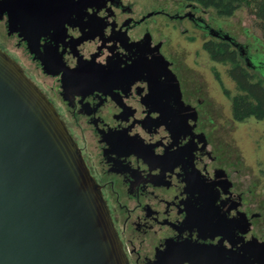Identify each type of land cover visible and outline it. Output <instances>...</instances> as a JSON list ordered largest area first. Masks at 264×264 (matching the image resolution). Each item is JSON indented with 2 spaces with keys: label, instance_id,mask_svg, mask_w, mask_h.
Listing matches in <instances>:
<instances>
[{
  "label": "flooded vegetation",
  "instance_id": "1",
  "mask_svg": "<svg viewBox=\"0 0 264 264\" xmlns=\"http://www.w3.org/2000/svg\"><path fill=\"white\" fill-rule=\"evenodd\" d=\"M139 1L0 0V50L67 127L129 264H264L252 183L217 153L181 54L193 28L201 48L224 33L194 2Z\"/></svg>",
  "mask_w": 264,
  "mask_h": 264
},
{
  "label": "water",
  "instance_id": "2",
  "mask_svg": "<svg viewBox=\"0 0 264 264\" xmlns=\"http://www.w3.org/2000/svg\"><path fill=\"white\" fill-rule=\"evenodd\" d=\"M0 264H129L79 147L1 50Z\"/></svg>",
  "mask_w": 264,
  "mask_h": 264
},
{
  "label": "rangeland",
  "instance_id": "3",
  "mask_svg": "<svg viewBox=\"0 0 264 264\" xmlns=\"http://www.w3.org/2000/svg\"><path fill=\"white\" fill-rule=\"evenodd\" d=\"M182 2L147 0L148 4H161L170 10ZM197 14L209 23L211 29L232 37L245 52L264 56V34L252 26L251 16L246 10L240 9L227 19H219L212 10L207 13L198 11ZM190 34L195 35V40L189 43L184 35L181 51L187 80L191 86L200 88L201 96L207 98L204 111L214 114L216 151L220 158L236 169L239 184L243 183L245 187L252 183L256 207L261 212L257 221L264 226V120L251 118L236 122L231 119L229 99L215 76L216 70L224 87L232 90L234 85L226 76V67L219 63H210L202 55L200 44L204 33L200 29L193 28ZM203 54L206 55L204 52Z\"/></svg>",
  "mask_w": 264,
  "mask_h": 264
},
{
  "label": "trees",
  "instance_id": "4",
  "mask_svg": "<svg viewBox=\"0 0 264 264\" xmlns=\"http://www.w3.org/2000/svg\"><path fill=\"white\" fill-rule=\"evenodd\" d=\"M199 7L212 10L219 19L230 18L236 11L244 9L251 16L252 26L264 34V0H184ZM211 62L226 67V76L234 85L232 90L222 84L215 70V76L229 99L231 119L244 122L254 118L264 120V56L247 53L224 34L210 38L202 44Z\"/></svg>",
  "mask_w": 264,
  "mask_h": 264
}]
</instances>
